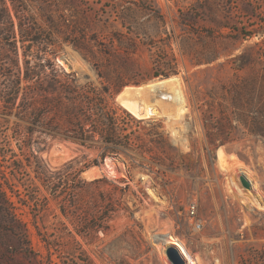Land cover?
<instances>
[{"label": "rangeland", "instance_id": "rangeland-1", "mask_svg": "<svg viewBox=\"0 0 264 264\" xmlns=\"http://www.w3.org/2000/svg\"><path fill=\"white\" fill-rule=\"evenodd\" d=\"M17 4L51 42L42 53L56 50L58 67L77 81L61 77L70 85L118 89L114 99L105 95L111 105L128 111L118 98L127 86L170 77L178 82L157 91L155 115L138 118L128 111L142 120L132 123L136 148L127 153L60 137L42 145L39 156L52 168L107 153L81 174L89 182L104 179L84 193L89 209L96 195L97 215L116 208L105 230L89 238L74 233L55 200L40 211L19 180L41 188L33 169L24 156H7L0 188L28 229V245L0 213V264H179L176 255L186 264H264V0ZM8 6L13 14L10 0ZM19 53L22 59V48ZM123 109L120 121L127 120ZM17 125L24 135L30 123L5 115L0 102V142L9 135L19 154L11 137ZM13 159L23 161L26 174L15 170ZM68 230L79 244L68 242Z\"/></svg>", "mask_w": 264, "mask_h": 264}, {"label": "trees", "instance_id": "trees-1", "mask_svg": "<svg viewBox=\"0 0 264 264\" xmlns=\"http://www.w3.org/2000/svg\"><path fill=\"white\" fill-rule=\"evenodd\" d=\"M10 1L13 14L8 0H0V43L8 52H2V46L0 47V75L3 78L0 79V102L5 115L26 120L30 125L24 135L18 125L11 135L17 141L19 154L10 148L9 135L0 142V172L7 178L2 162L7 160L9 154L10 158L24 156L26 165L33 169L35 178L44 191L42 193L38 187L31 189L25 177L19 179L24 180L22 186L30 190L27 194L35 201L36 207L40 211L45 210L50 199L55 200L62 216L73 225L74 233L84 239L89 238L100 230H105L103 224L112 220L116 208L112 207L97 215L100 212V198L96 195L90 210L84 193L94 190V185L99 188L104 179L89 182L81 174L90 166L103 162L107 153L103 151L91 161L83 162L74 158L59 168H52L39 156L44 149L42 145H47L49 139L60 137L90 147L101 142L110 149L109 152L127 153L136 148L132 123H140L142 119H136L122 107L111 105L105 99V95L114 99L118 89L112 91L110 88L98 89L92 84H68L61 76L73 77L77 81L75 76L58 67L56 50L51 52L52 56L42 53L44 47L51 42L43 40V31L33 27L30 15L26 14L28 10L20 9L17 0ZM33 46L41 49L40 52H31ZM19 48L23 49L22 59ZM48 69L51 71H47ZM118 109H123L126 113V121L118 119ZM13 162H19L15 168L18 173L26 174L21 159H13ZM14 172L13 169L10 171L15 176ZM6 182L12 192H18L13 183L8 179ZM0 190V213L9 220L10 228L16 231L19 229L24 238L22 244L28 245V229L17 220L11 196L7 191ZM89 211L95 212V218L90 217ZM68 234V242L79 244L70 230Z\"/></svg>", "mask_w": 264, "mask_h": 264}, {"label": "bare ground", "instance_id": "bare-ground-1", "mask_svg": "<svg viewBox=\"0 0 264 264\" xmlns=\"http://www.w3.org/2000/svg\"><path fill=\"white\" fill-rule=\"evenodd\" d=\"M177 82L178 79L176 77H170L157 80L147 86H127L118 98L122 102L123 106L136 117H151L156 114L154 108L155 102L160 100V98L155 96L157 91L162 88L172 87ZM153 99H155V102H152ZM176 239L179 240L178 238ZM183 250L186 252L184 248ZM191 262L193 263V260H191Z\"/></svg>", "mask_w": 264, "mask_h": 264}, {"label": "water", "instance_id": "water-1", "mask_svg": "<svg viewBox=\"0 0 264 264\" xmlns=\"http://www.w3.org/2000/svg\"><path fill=\"white\" fill-rule=\"evenodd\" d=\"M121 93H122V92H120L119 95H120ZM119 95H118V97H119ZM243 183H244V185H246L247 187L249 186L248 183L245 182V180H243ZM176 258H177V261L179 262V264H186V263L184 262V260H182V259L179 257V255H176Z\"/></svg>", "mask_w": 264, "mask_h": 264}, {"label": "built area", "instance_id": "built-area-1", "mask_svg": "<svg viewBox=\"0 0 264 264\" xmlns=\"http://www.w3.org/2000/svg\"><path fill=\"white\" fill-rule=\"evenodd\" d=\"M192 213H193V214L195 213V210H194V208L192 209ZM197 224H198V226L200 225V223H199V222H197Z\"/></svg>", "mask_w": 264, "mask_h": 264}]
</instances>
